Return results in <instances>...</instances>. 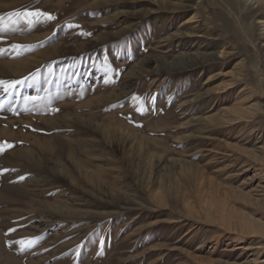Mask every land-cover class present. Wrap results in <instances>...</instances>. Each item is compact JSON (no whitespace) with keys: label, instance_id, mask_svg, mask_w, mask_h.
<instances>
[{"label":"rangeland","instance_id":"obj_1","mask_svg":"<svg viewBox=\"0 0 264 264\" xmlns=\"http://www.w3.org/2000/svg\"><path fill=\"white\" fill-rule=\"evenodd\" d=\"M26 9L55 19L0 32V264H264V0Z\"/></svg>","mask_w":264,"mask_h":264},{"label":"snow or ice","instance_id":"obj_2","mask_svg":"<svg viewBox=\"0 0 264 264\" xmlns=\"http://www.w3.org/2000/svg\"><path fill=\"white\" fill-rule=\"evenodd\" d=\"M8 19L5 20L4 16H0V32H4L9 30V25H14V24H19L21 22L25 23L28 27H31L33 24L40 22L41 19L51 21L54 20L55 17L49 13L40 11L39 9L36 10H24V11H13L7 13ZM71 27V25H70ZM14 30V29H12ZM90 35V33H89ZM13 48L19 50L21 47L20 45H13ZM5 52V49L0 48V54H3ZM17 54L19 55V51H17ZM24 83L22 80H16V81H5V80H0V85L3 86V90L6 93H10V89L15 87L18 84ZM28 99V98H26ZM31 99L35 100L38 99L37 97H31ZM134 100L139 101L138 97H133ZM3 107V102H0V108ZM138 111H142L141 108L137 109ZM58 111V110H57ZM13 145L5 143L3 146H0V153H3L7 148H11ZM4 171H8L7 169L0 170V174H3ZM20 179H23V177H20ZM9 231H15V229H9ZM21 245V250H23V247L25 245L31 246L33 243H35V240H21L18 241Z\"/></svg>","mask_w":264,"mask_h":264},{"label":"bare ground","instance_id":"obj_3","mask_svg":"<svg viewBox=\"0 0 264 264\" xmlns=\"http://www.w3.org/2000/svg\"><path fill=\"white\" fill-rule=\"evenodd\" d=\"M179 7V6H178ZM215 59V56L212 52L200 53L196 56H188L184 61H182L185 66H193L196 64H204L207 62H211ZM239 217L240 215H236ZM243 222V223H242ZM242 223V224H241ZM235 226L239 228V232H243L242 234L251 235L253 239H256L258 235L263 236L264 231L262 232L260 228L255 227L254 220L251 217H243V221L238 218V221L235 223Z\"/></svg>","mask_w":264,"mask_h":264}]
</instances>
